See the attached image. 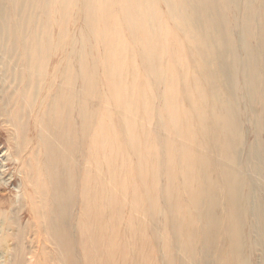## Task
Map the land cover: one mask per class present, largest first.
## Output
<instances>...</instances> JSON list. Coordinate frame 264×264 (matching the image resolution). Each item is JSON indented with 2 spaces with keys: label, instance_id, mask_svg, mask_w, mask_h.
Instances as JSON below:
<instances>
[{
  "label": "bare ground",
  "instance_id": "obj_1",
  "mask_svg": "<svg viewBox=\"0 0 264 264\" xmlns=\"http://www.w3.org/2000/svg\"><path fill=\"white\" fill-rule=\"evenodd\" d=\"M1 134L22 180L0 264H90L116 214L105 167L135 193L128 241L142 208L162 250L264 264V0H0Z\"/></svg>",
  "mask_w": 264,
  "mask_h": 264
},
{
  "label": "rangeland",
  "instance_id": "obj_2",
  "mask_svg": "<svg viewBox=\"0 0 264 264\" xmlns=\"http://www.w3.org/2000/svg\"><path fill=\"white\" fill-rule=\"evenodd\" d=\"M101 118H97V121L99 122ZM96 126L98 127V124L96 122V125H94L95 129ZM93 127V128H94ZM94 132L92 133V135ZM3 134L0 135V208H6V209H12L13 206L16 207L18 200H19V195L21 193V188H20V183H21V175L22 173L20 172L21 168V163L16 162L14 160L13 155L8 154L9 149H8V144L5 141V138H3ZM195 139H199V136H195ZM176 147L172 146L171 153H174ZM8 150V151H7ZM204 150V149H203ZM175 154L172 156V158L175 160L177 157H180L181 155ZM182 157H180L181 159ZM120 159V169L118 168V173L117 172H112L114 174V177L116 178H125V173L123 170V161L124 163L126 162L123 157H119ZM134 162H131V164H134V167H136V157H132ZM89 164V163H88ZM20 167V168H19ZM176 168V174L174 177V184L172 186V196H178L179 193L182 192V186L179 184V178L181 177V174H184L187 172V170L183 167L180 166V163L177 162V164L174 165ZM150 170H152V167L149 165ZM203 169H198L197 166L194 164L191 167V171L193 174H199V172H202ZM208 170V169H207ZM105 175H106V181L103 182L105 183V194H109L112 197H115V202L112 203V206H105L106 211H111L113 209L116 210L115 217L110 219V212H107L106 217V222L102 234H101V239H99V236L97 238L101 240L100 245H99V250L95 251L93 249V254L92 257L89 258V263L90 264H167L168 259H174V264H196L198 263L197 258H201L202 254L194 253L191 255H195L194 257L196 258L191 260L189 259V255L187 254L185 247L183 244L178 245L177 244V239L173 237H168L165 238V240H170L172 242L171 246V254L165 250H162V248L154 246L153 241L151 240L154 236L156 238L159 237L160 240L163 239V237L160 235L161 232L158 230V235L150 234L149 231H140V218L142 219L141 221L144 220L143 217V210L142 208H138V212H134L135 214L138 215V220L135 221L137 225V234L136 235H131L134 238L131 240H127V236L125 235V223L126 222H132L133 223V218L129 220V213L132 207V204L134 202L135 198V193H132V187L129 185H126V187L123 190H119V188L116 186V182H113L112 179L110 180L108 177L110 174H107L108 172L106 167L104 169ZM122 174V175H121ZM250 177L252 181L255 183V185L260 186V183L262 181L261 177L256 173V172H251ZM78 180V179H77ZM166 183V182H165ZM162 183V189H166V184ZM101 185V184H100ZM254 185V186H255ZM20 188V189H19ZM138 188V187H137ZM110 189V190H109ZM110 192V193H107ZM23 200V199H22ZM137 200L138 204L142 205L143 203L147 205V197L144 193H141L140 195L137 193ZM103 201V200H102ZM109 201V200H108ZM107 201V202H108ZM24 202L26 200L24 199ZM105 203V201H104ZM2 204V205H1ZM126 204V205H125ZM115 207V208H114ZM148 207V206H146ZM119 214H121L119 216ZM123 215V216H122ZM75 223L77 221L75 220ZM147 225H149V222L147 221ZM96 236V234H95ZM94 236V237H95ZM204 236H199L198 238ZM136 240V241H135ZM179 242H182L179 240ZM91 242L87 239V246H91ZM151 246L152 248H150ZM150 249V250H149ZM148 250L150 251L148 253ZM2 250H0V255H1ZM246 254L248 252H245ZM109 254V255H108ZM144 254H150L151 257L149 260L146 259H141V256ZM260 252L257 250L254 258L256 259V262L258 261ZM169 256V257H168ZM212 256V255H210ZM218 256L215 254L214 257L212 256L213 259H216ZM191 258V257H190ZM78 259V258H77ZM226 260H229L226 256ZM77 264H81V262ZM81 261L82 264H85L83 262V258L81 256ZM199 264V263H198Z\"/></svg>",
  "mask_w": 264,
  "mask_h": 264
}]
</instances>
